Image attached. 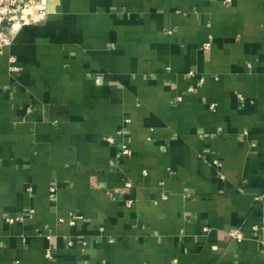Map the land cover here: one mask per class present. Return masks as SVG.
Here are the masks:
<instances>
[{
  "label": "crops",
  "instance_id": "0c3cea01",
  "mask_svg": "<svg viewBox=\"0 0 264 264\" xmlns=\"http://www.w3.org/2000/svg\"><path fill=\"white\" fill-rule=\"evenodd\" d=\"M47 1L0 52V264H264V0Z\"/></svg>",
  "mask_w": 264,
  "mask_h": 264
},
{
  "label": "built area",
  "instance_id": "2783aa9c",
  "mask_svg": "<svg viewBox=\"0 0 264 264\" xmlns=\"http://www.w3.org/2000/svg\"><path fill=\"white\" fill-rule=\"evenodd\" d=\"M48 1L47 0H0V52L5 47L9 46L12 42V28L14 26L24 25L26 23H34L43 21L48 13ZM211 41L208 40L203 44L204 49L210 48ZM10 65L9 70L15 72L19 69L16 65L15 58L11 56L9 58ZM200 81H203L201 78ZM192 90V88H189ZM213 104H211V107ZM121 130L117 134H120ZM109 142H113L114 136L107 137ZM121 154L130 155V147L123 142L121 145ZM214 164L220 165L217 160H214ZM127 187L131 186L130 182H126ZM54 192V187L51 188ZM79 218L74 215L68 218L70 224H74L75 220ZM63 219H61L62 221ZM252 232L255 234L256 239L259 241L262 247H264V215H262L260 222L251 226ZM227 235L233 240H240L245 238V232L239 225L230 227L227 230ZM49 255V253H48Z\"/></svg>",
  "mask_w": 264,
  "mask_h": 264
}]
</instances>
